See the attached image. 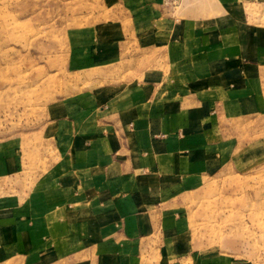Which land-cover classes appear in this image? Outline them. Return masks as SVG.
Instances as JSON below:
<instances>
[{"label": "rangeland", "instance_id": "rangeland-1", "mask_svg": "<svg viewBox=\"0 0 264 264\" xmlns=\"http://www.w3.org/2000/svg\"><path fill=\"white\" fill-rule=\"evenodd\" d=\"M209 1L0 0V264H35L19 231L32 227L33 211L38 215L53 205L48 203L49 176H60L72 134L90 126L114 99L142 87L148 76L169 75V64L176 63L175 43L184 40L176 29L185 17L216 15L213 7L201 6ZM240 1L238 8L228 6L223 36L227 42L238 39L233 45L241 52L239 60L228 59L227 67L204 74H195L188 60L179 69L183 80L175 79L176 104L190 93L208 108L210 102L201 101L214 96L208 85L215 95L221 88L231 97L237 91L247 96L243 85L235 92L230 88L241 87V68L252 60L253 48L242 39L250 36L248 29L264 31V0ZM236 9L243 19L236 20ZM242 26L247 36L238 35ZM250 37L255 45L264 44V35ZM255 75L256 98L229 100L221 114L207 120L214 119L219 167L196 187L160 201L164 208L174 206L175 220L188 225L178 230L188 235L185 246L195 260L176 264H264V63ZM185 105L179 107L192 110ZM202 110L196 115L203 118L199 123L205 122ZM175 126L189 129L188 119L175 113ZM22 213L28 221L21 220ZM158 252H145L143 264H159ZM36 263L61 264L53 259Z\"/></svg>", "mask_w": 264, "mask_h": 264}, {"label": "crops", "instance_id": "crops-1", "mask_svg": "<svg viewBox=\"0 0 264 264\" xmlns=\"http://www.w3.org/2000/svg\"><path fill=\"white\" fill-rule=\"evenodd\" d=\"M242 3L240 0H210L201 6L213 7L216 15L183 18L182 28L176 30L183 34L184 40L175 43L176 63L169 64L170 74L165 73L161 79L148 76L142 87L114 99L101 109L90 126L87 124L72 134L69 159L58 172L60 176L54 179L49 176L48 203L53 205L47 210L39 209L38 215L32 210V227L19 231L30 250L28 259L35 260V264L41 259H53L61 264L91 261L143 264L145 252L152 255L160 249L159 264L195 260L185 246L190 241L188 235L178 230L181 225L188 228L186 221L182 220L181 224L175 220L174 206L164 208L160 201L166 195L196 187L221 164V156L214 148L216 129L211 124L214 119L207 120L214 112L221 114L220 110L229 100L250 101L257 97L259 81L255 74L264 63V44L255 45L250 36L260 37L264 31L255 29V33H249L248 29L250 36H247V26H242L237 32L247 36L242 42L249 44L254 53L251 52L252 60L244 64L239 73L245 78L239 84L241 87L230 89L235 92L243 89V85L247 96L237 91L231 97L228 91L222 94L221 88L217 90L219 95H215L213 86L208 85L214 96L201 100L210 102L208 108L197 102L200 97L190 93L187 101L180 100L178 105L175 79L183 80L179 69L185 68L188 60L195 74L227 67L228 59L234 60V57L239 60L241 52L233 45L239 43L238 39L227 42L223 36L228 32V6L235 4L238 8ZM235 13L236 20L243 19L237 9ZM219 40H224V45L216 43ZM229 51L235 54L229 55ZM173 64L177 66L176 72L172 70ZM170 87L173 90L168 91ZM186 102L192 110L180 108L186 106ZM201 110L205 122L199 123L203 118L198 120L196 115L201 116ZM175 113L188 119L189 129L178 130ZM220 131L223 136L222 127ZM52 192L57 193L56 197ZM22 214L21 220L28 221ZM21 223L19 221V225ZM150 255L148 259L154 258Z\"/></svg>", "mask_w": 264, "mask_h": 264}, {"label": "bare ground", "instance_id": "bare-ground-1", "mask_svg": "<svg viewBox=\"0 0 264 264\" xmlns=\"http://www.w3.org/2000/svg\"><path fill=\"white\" fill-rule=\"evenodd\" d=\"M195 2H204V1H207V0H194Z\"/></svg>", "mask_w": 264, "mask_h": 264}]
</instances>
